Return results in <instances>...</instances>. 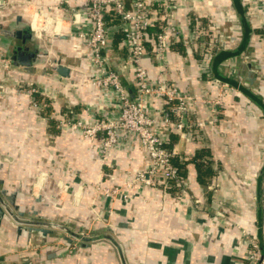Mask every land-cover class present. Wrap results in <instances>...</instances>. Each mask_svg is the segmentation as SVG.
<instances>
[{
	"label": "crops",
	"instance_id": "0c3cea01",
	"mask_svg": "<svg viewBox=\"0 0 264 264\" xmlns=\"http://www.w3.org/2000/svg\"><path fill=\"white\" fill-rule=\"evenodd\" d=\"M12 1L13 5L1 10L0 28L28 25L23 1ZM164 2L174 14L173 23L182 37L189 33L191 22L199 13L207 16L215 11L224 18H231L233 12L232 17H236V25L229 27L225 35L228 45L213 53L206 68L192 51L185 50L180 43L182 38L167 50L165 67L153 59L149 42L145 43L142 61L148 75L154 77L163 70L164 80L182 93L210 95L214 92L210 79L238 87V91H231L233 95L227 98L222 114L236 119L238 128L243 131L247 143L244 158L228 148L225 132L230 126L216 120L217 125L197 129L189 141L179 137L174 141L169 139V145L175 150L190 153L185 160L181 190L173 186L136 185L125 191L126 199L120 195L113 199L105 197L94 189V184L107 187L121 184L137 169L145 167L146 154L135 134L121 132L116 144L101 156L98 140L90 141L68 128H58L50 120L49 115L57 117L64 113L81 119L111 118L117 109L110 91L93 89L84 82L92 67L82 58L84 50L77 45L73 48L75 26L62 25L55 36L52 29L32 32L33 42L29 47L36 49L39 57L31 69L27 71L12 63L15 70L0 73V92L4 91L0 93V178L8 191L20 190L17 201L28 199L48 220L73 232L83 231L90 238H106L93 239L79 247L76 239L72 243L64 241L65 231L53 229L52 234L44 238L31 234L27 241L23 232L16 235L14 225L3 224L0 226V264H246L251 239L256 240L264 253L261 240L264 38L253 29L252 21L245 18L243 0ZM27 3L47 7L52 0H27ZM84 4L85 0H65L64 6L73 14L81 12ZM214 4L217 5L214 7ZM49 12L61 15L52 9ZM105 20L108 45L103 53L107 56V64L132 93L131 71L126 66L125 49L120 44L119 19L108 14ZM12 42L13 39L0 33L3 49H10ZM50 60L67 66L69 76L58 77L47 64ZM28 75L32 84L52 91V100L47 99L42 114L48 116L46 119L29 109L25 96L15 91L16 83ZM206 116L203 104L191 105L188 118L192 121L203 120ZM196 151L204 153L202 157L208 160L212 171L206 177V184L196 180L190 160ZM231 163L236 167L235 172L229 166ZM214 164L220 166V174L214 171ZM215 174L221 177V186L230 184V189L236 191L233 201L237 210L226 214L249 231V238L242 237L229 223L220 220V214L225 211L216 207L224 208V201L219 197L226 201L230 196L223 189L218 191L217 200L212 199L211 183ZM36 195L41 198L38 202L34 198Z\"/></svg>",
	"mask_w": 264,
	"mask_h": 264
},
{
	"label": "built area",
	"instance_id": "2783aa9c",
	"mask_svg": "<svg viewBox=\"0 0 264 264\" xmlns=\"http://www.w3.org/2000/svg\"><path fill=\"white\" fill-rule=\"evenodd\" d=\"M65 0H52V4L45 7L40 4L23 2V10L28 13V26L34 34L42 29H52L57 23L59 33L62 25L75 26L73 45L84 50V57L92 67V72L84 81L89 87L106 92L110 91L115 99L117 113L114 117L98 119H81L71 113L60 116H51L58 128L65 127L78 133L90 141L98 140L99 154L104 156L117 142L121 132H130L136 135L141 148L146 154L147 164L137 169L132 175L124 179L121 184L104 186L94 184V189L105 197L113 199L120 195L127 198L125 191L136 185L155 187L158 185L173 186L181 190L183 177L174 163L185 161L190 157L186 150L177 151L170 144L169 135L189 141L197 129L212 127L218 108L222 106L223 93L227 90L235 92L238 87H230L225 83L210 79L215 96L201 97L196 94L179 92L175 85L167 83L163 78V70L154 77L148 75L143 65L145 43H150V53L153 59L161 66H166L165 54L169 47L179 38L181 45L187 51H192L191 42L194 32L189 30V40L183 39V34L173 23L174 14L167 8L164 0H85L81 12L70 14L64 6ZM4 1L0 2V8ZM60 13L52 15L49 10ZM164 10V11H163ZM1 11V9H0ZM111 14L119 19L118 26L121 37L120 44L126 52V66L131 71L130 82L133 92L130 93L122 85L117 72L108 66L107 56L103 53L108 45V36L105 16ZM52 25V27H47ZM36 26V27H35ZM196 29V27H195ZM189 45V46H188ZM209 46V47H207ZM212 52L210 45L201 54L200 62L206 68ZM11 60L6 50L0 45V73L10 68ZM16 84L15 91L26 98L27 107L42 115L47 99L51 98L52 91L37 88L33 85L21 87ZM4 92V91H2ZM201 103L205 106L207 116L203 120L189 121L188 115L191 105ZM156 111V112H154ZM123 188V189H122ZM261 240L264 245V219L262 224ZM248 260L251 264H264V253L255 239L249 241ZM264 247V246H263Z\"/></svg>",
	"mask_w": 264,
	"mask_h": 264
},
{
	"label": "rangeland",
	"instance_id": "374dc122",
	"mask_svg": "<svg viewBox=\"0 0 264 264\" xmlns=\"http://www.w3.org/2000/svg\"><path fill=\"white\" fill-rule=\"evenodd\" d=\"M4 1V5L1 6V10L3 8H9L11 5L14 4V2L12 0H3ZM24 2V0H22ZM13 2V4H11ZM243 9H244V16L246 19H248L249 21H252V24L254 25V28L259 34H260V38H264V0H243ZM202 5L204 4V2L202 1L201 3ZM168 5V4H167ZM217 4H214L213 6L215 7ZM204 6V5H203ZM232 12V9H230ZM230 12V13H231ZM1 13V11H0ZM202 13H199L198 17L195 16V20H192V25H194L196 27H194V32L190 31L192 38H191V42L189 45L192 46V53L194 54V56L200 60L201 58V54H203L204 50L206 49V44L208 43L211 47L212 52L217 51L220 48L226 47L228 45V43L226 42L227 39L225 37V35L229 32V27H232L236 25L237 21H236V17H232L233 12L231 13V18L230 17H226L224 18L223 16H221V14H219L218 12L214 11V14L212 15H201ZM192 18L194 16H191ZM226 19V20H225ZM193 27H191L192 30ZM260 31V32H259ZM186 40H189V36L188 34L185 35ZM188 45V46H189ZM209 47V46H207ZM9 50V48H8ZM7 50V51H8ZM6 51V55H8V52ZM248 57H246L247 59ZM48 64V63H47ZM49 65V64H48ZM47 68V67H46ZM10 70H15V66L11 63L10 64V68L5 71L9 72ZM17 70V69H16ZM23 72V71H22ZM31 82L32 79L30 78V76L28 75L27 78H24L23 80H21V82H19L18 84H21V87H27L26 85H33ZM16 87V85H15ZM37 87V86H35ZM38 88V87H37ZM1 94H3L2 92H0ZM197 95V94H196ZM202 95V94H201ZM201 95H197L199 97H201ZM211 97L215 96V92H213L212 94H210ZM233 94L231 93L230 90H227L225 93H223V97H222V106H220L218 108V112L215 116L216 120H220L224 123H226L227 125L230 126V128L227 129L228 132L226 133L225 138H227V145L228 148L232 151V153H237L239 154L240 158H244V152L247 146V143L245 142V139H243L244 137V133L243 131L238 128V124H236V119H233L232 116L231 117H226L224 116L222 113V109H224L225 106V102L227 100V98L231 97ZM203 97H208L209 95H202ZM243 109H247L245 108V106H243ZM255 113H257V110H254ZM232 119L234 121H232ZM189 121H191L190 118H188ZM215 120V121H216ZM224 120V121H223ZM215 122L213 126L217 125L218 122ZM214 171L218 172V174H220V166L214 164L212 165ZM231 167V170H233L234 172L236 171V167L233 163H231L229 165ZM220 171V172H219ZM223 178V177H222ZM226 178V177H225ZM223 178V179H225ZM221 179V177H219L218 175H214L212 177V183H211V190L213 191V196L212 199L215 200V198L217 197V193L218 191H222L223 189H225V191L228 192L230 199H221V196L219 197V199L222 202V205L224 208H222L221 205L216 206L219 210L221 211H225L224 213L220 214V220H222L223 222H227L230 224V226H232L242 237H246L249 238V231L244 228L243 226H241V224H239L236 221L231 220L230 218H228L227 216V212L234 213L233 210H237L236 208V203H234L233 201V193L236 194V191H234V189H230V184H225L224 186H221V183L219 182V180ZM221 181V180H220ZM234 186V185H232ZM235 188V186H234ZM217 200V198H216ZM257 203L259 204V201H257ZM218 205V204H217ZM229 207V208H228ZM232 207V209L230 208ZM216 211V210H215ZM232 215V214H230ZM248 249H250V246L248 247ZM246 264H251L249 263V260L247 259Z\"/></svg>",
	"mask_w": 264,
	"mask_h": 264
},
{
	"label": "water",
	"instance_id": "95a60500",
	"mask_svg": "<svg viewBox=\"0 0 264 264\" xmlns=\"http://www.w3.org/2000/svg\"><path fill=\"white\" fill-rule=\"evenodd\" d=\"M3 0H0L2 2ZM17 20V17H16ZM0 33L6 37L14 40L10 44V60L14 65H19L29 71L39 57L36 49L30 50V45L33 42V35L28 25L19 28H0ZM54 33L52 35H58ZM18 42H15V41ZM49 66L55 72L58 77H68L69 68L63 64H60L56 60H50ZM129 92V91H128ZM32 190V187L29 189ZM20 190L13 189L8 191L5 186L4 180L0 178V226L3 224L14 225L16 235L24 233L27 241L31 234H36L41 238L52 234L53 229H60L66 232L67 235L63 237L66 243H72L73 239H76V245L79 247L87 245L90 240L99 239L105 236L87 237L85 232H73L68 230L64 225L48 220L44 217L40 211L34 208V206L28 202V199L22 198L17 201V195ZM35 201H40V197L37 195L34 197ZM53 199V197H51ZM106 238V237H105ZM109 238V237H107ZM1 260V258H0Z\"/></svg>",
	"mask_w": 264,
	"mask_h": 264
},
{
	"label": "trees",
	"instance_id": "16d2710c",
	"mask_svg": "<svg viewBox=\"0 0 264 264\" xmlns=\"http://www.w3.org/2000/svg\"><path fill=\"white\" fill-rule=\"evenodd\" d=\"M260 32V31H259ZM121 37V33L119 34ZM52 120V119H50ZM176 138L175 135L170 134V140L174 141V139ZM204 153H202L201 151H196L193 156L190 158V160L193 162L194 164V168H195V172H196V180L199 184H206V177L210 176L211 174V168L209 166V162H207L208 160L205 159L203 156ZM174 163L177 166L178 170H179V174H181L182 176L184 175V166L186 161H181L178 162L176 159H174Z\"/></svg>",
	"mask_w": 264,
	"mask_h": 264
},
{
	"label": "bare ground",
	"instance_id": "6f19581e",
	"mask_svg": "<svg viewBox=\"0 0 264 264\" xmlns=\"http://www.w3.org/2000/svg\"><path fill=\"white\" fill-rule=\"evenodd\" d=\"M58 26H59V25H58L57 23H55L54 26H53L54 28L52 27V25H47L46 28H47V27H52L54 31H57V30H58ZM35 27H36V26H35Z\"/></svg>",
	"mask_w": 264,
	"mask_h": 264
},
{
	"label": "flooded vegetation",
	"instance_id": "af4514ba",
	"mask_svg": "<svg viewBox=\"0 0 264 264\" xmlns=\"http://www.w3.org/2000/svg\"><path fill=\"white\" fill-rule=\"evenodd\" d=\"M8 52V56H10V53H9V50L7 51ZM10 59V58H9ZM12 62V61H11Z\"/></svg>",
	"mask_w": 264,
	"mask_h": 264
}]
</instances>
